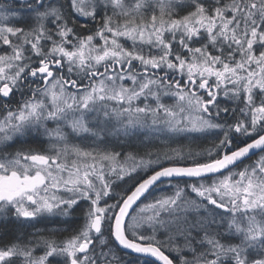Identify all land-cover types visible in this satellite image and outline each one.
Returning <instances> with one entry per match:
<instances>
[{"label": "snow or ice", "instance_id": "6c2138e0", "mask_svg": "<svg viewBox=\"0 0 264 264\" xmlns=\"http://www.w3.org/2000/svg\"><path fill=\"white\" fill-rule=\"evenodd\" d=\"M0 264H264V0H0Z\"/></svg>", "mask_w": 264, "mask_h": 264}, {"label": "rangeland", "instance_id": "374dc122", "mask_svg": "<svg viewBox=\"0 0 264 264\" xmlns=\"http://www.w3.org/2000/svg\"><path fill=\"white\" fill-rule=\"evenodd\" d=\"M172 191V188L167 187V185H162L159 189L153 191L152 194L148 197V200L145 202H150L153 196H160L164 194L171 195Z\"/></svg>", "mask_w": 264, "mask_h": 264}, {"label": "flooded vegetation", "instance_id": "af4514ba", "mask_svg": "<svg viewBox=\"0 0 264 264\" xmlns=\"http://www.w3.org/2000/svg\"><path fill=\"white\" fill-rule=\"evenodd\" d=\"M51 126V125H50ZM34 147H39V145H33ZM18 147H19V145H18Z\"/></svg>", "mask_w": 264, "mask_h": 264}, {"label": "trees", "instance_id": "16d2710c", "mask_svg": "<svg viewBox=\"0 0 264 264\" xmlns=\"http://www.w3.org/2000/svg\"><path fill=\"white\" fill-rule=\"evenodd\" d=\"M173 183H175V182H173ZM162 186V185H161Z\"/></svg>", "mask_w": 264, "mask_h": 264}]
</instances>
